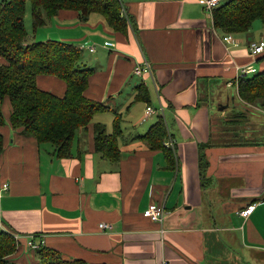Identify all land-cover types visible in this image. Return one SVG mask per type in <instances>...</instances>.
Instances as JSON below:
<instances>
[{"label": "crops", "instance_id": "0c3cea01", "mask_svg": "<svg viewBox=\"0 0 264 264\" xmlns=\"http://www.w3.org/2000/svg\"><path fill=\"white\" fill-rule=\"evenodd\" d=\"M121 1L137 33L129 28L128 35L118 34L99 14L81 22L76 12L63 10L52 22L54 40L96 46L83 57L95 70L85 94L111 108L105 116L96 115L86 133L78 131L83 138L74 142L72 156L58 158L51 144L39 145L10 124L2 128L0 224L20 243L10 262L37 264L36 250L28 246L34 238L65 259L89 264H257L255 255L264 258V109L246 108L236 82L245 68L264 70V52L250 50L264 41V24L256 20L251 31L231 34L232 42L224 43L226 33L214 26L202 0ZM47 38L52 37L43 34L40 40ZM106 41L115 47L108 50ZM145 60L152 74L135 81L134 69ZM149 76L172 120L165 146L175 145L174 169L162 152L151 151L139 138L151 126L142 123L158 115L152 94L151 105L130 107L132 97L120 105L123 93L134 89V97L135 87ZM216 78L229 89L225 104L221 110L198 106L199 80L208 84ZM38 83L64 95L65 84L57 78L42 76ZM5 103L9 122L7 98ZM148 106L157 113L146 118ZM216 110L221 117L227 113L232 123L223 118L212 128L210 115ZM114 111L122 116L123 129L117 162L103 158L94 146V125L103 123L111 132ZM214 139L218 145L211 144ZM201 153L209 163L205 187ZM250 203L256 208L243 218L240 211ZM151 204L164 207L162 223L143 215ZM102 223L111 229L102 230Z\"/></svg>", "mask_w": 264, "mask_h": 264}, {"label": "trees", "instance_id": "16d2710c", "mask_svg": "<svg viewBox=\"0 0 264 264\" xmlns=\"http://www.w3.org/2000/svg\"><path fill=\"white\" fill-rule=\"evenodd\" d=\"M27 1L0 2V157L4 150L2 107L7 98L11 106L9 124L12 129H22L39 145L51 144L58 158H68L72 156L78 131L83 129L82 132L86 133L94 117L111 111V108L86 96L95 70L87 65L80 67L79 63L83 61L80 46L54 39L28 43L24 23ZM29 1L34 30L44 27L60 11L67 10L76 12L82 22L92 14H99L118 34L128 35L129 28L137 33L135 21L126 13L121 0ZM212 17L214 26L226 34L249 32L254 21L259 19L264 24V0H223L213 9ZM42 76L61 80L65 84L64 95L40 87L38 79ZM237 93L241 101L264 109V70L241 76ZM134 101L152 104L150 89L145 82L135 87ZM114 114L111 132L103 123L94 125V146L103 158L117 162L123 129L122 116L116 111ZM236 117L245 118L243 115ZM139 138L151 151L164 154L169 169L175 168L176 148L173 143L165 146L171 134L163 113H158L157 121ZM205 145H200V151ZM208 165L205 154L201 153L199 170L204 187ZM19 246L14 234L0 229V264H13L9 257L19 251ZM36 253L37 264H89L82 259H65L59 251L44 244H39Z\"/></svg>", "mask_w": 264, "mask_h": 264}, {"label": "rangeland", "instance_id": "374dc122", "mask_svg": "<svg viewBox=\"0 0 264 264\" xmlns=\"http://www.w3.org/2000/svg\"><path fill=\"white\" fill-rule=\"evenodd\" d=\"M2 1H4V0H0V2H2ZM50 20L48 21V25L46 27L39 28L36 31H34V27H33V23H32V16H31V2L29 0L27 1V8H26V15H25V18H24V23H25L26 29L28 31V43L29 44L34 43V41L35 42H42V40H40V39L42 38L43 34H47V35H49V37H52V38H47V39H54L53 37H55V35H57V28L52 24V22L55 23L56 17H54V18H52ZM254 22H256V21H254ZM257 22L258 23H262V21L259 20V19L257 20ZM252 28H253V26H252ZM50 35H53V36H50ZM66 42L72 43L71 41H66ZM224 43H226V42L224 41ZM79 46H81V45H79ZM87 51H88V49L82 48V58L86 56L87 53H85V52H87ZM84 60L80 61V63H79L80 67L85 65L84 64ZM87 66H89V65H87ZM141 79L142 78L139 77V79H135V81H141ZM143 80L146 81L147 85L150 88V91H151V94H152V97H153V100H154V106L157 109L159 108L158 113H163L164 112V114L166 115L165 117H166V121H167L169 130L172 131V120H170V116H169L168 110L165 109V111H163L164 109L161 108V106H160V104L158 102V98H157L158 94H157V92L155 90L154 83H153L151 77L149 76L147 79L143 78ZM216 80H217L216 82L210 81V83H208V84L206 83V81H207L206 79L199 80V82H198V90L200 92L199 94H200L201 98H200V102L198 100V106L202 104L201 105L202 107L211 108L213 106V107H215V109H220L221 110V106H223L225 104L226 98H227V96H230V93H229V89H227L224 81L221 80V78H216ZM231 91L234 92L233 89H230V92ZM128 93H129L128 96L125 93H123V97H122L123 99H122L120 105L124 104L126 102V100H128L127 98H131V97L132 98H131L128 106L131 107V105H133V103L136 104V105H139V103L134 101V97H133L134 89H131ZM161 96H162V94H161ZM162 98H163V96H162ZM104 103L107 104V102H104ZM242 104H244L246 108H252V107L255 106V105L247 104L245 102H242ZM234 108H235V105L232 106V108H230V110H234ZM235 110H238V109H235ZM2 111H3V115H4L5 125H7V124H9V122H8V108H7L6 103L3 104ZM225 111L227 113H229V110L225 109ZM105 114H107V113H100L99 115H101V116L104 115L105 116ZM216 114H218V115H216ZM216 114L213 113V114L210 115V122L213 124L212 128H215V124H220V122H222L223 118H224V121L228 119L230 121H227V122L228 123H232L231 119L228 118L226 116V114L224 115V117H221L220 115H222L223 113H218L217 110H216ZM260 116H261V118H262V120L264 122V114H261ZM156 121H157V116L156 117H151L146 122L142 123L141 127L153 125ZM243 125L245 126L246 124H243ZM244 126L240 127V130L242 131L241 132L242 134L244 132H246V131H244ZM80 138H83L82 134H79V138L78 139H80ZM211 144L212 145H218L219 144L218 139L212 140ZM254 258H256L257 264H264V258H260L257 255H255Z\"/></svg>", "mask_w": 264, "mask_h": 264}, {"label": "built area", "instance_id": "2783aa9c", "mask_svg": "<svg viewBox=\"0 0 264 264\" xmlns=\"http://www.w3.org/2000/svg\"><path fill=\"white\" fill-rule=\"evenodd\" d=\"M203 1V7L204 9L209 12L212 13L213 9L217 6H219L223 0H202ZM223 40L226 43H230L232 42V35L231 34H226L223 38ZM104 47L107 48L108 50H111L115 47V44L110 42V41H106L104 42ZM82 48L88 49L90 52H94L96 50V46H84L81 45L80 49L82 50ZM250 50L254 55H258L264 52V41H261L259 43H253L250 45ZM257 70L254 67H248L242 70V76L244 75H251L256 73ZM152 74V65L149 61L145 60L143 64L138 65L135 67L134 69V75L138 76V77H143L145 75H150ZM240 78V77H239ZM238 78V79H239ZM238 82V81H237ZM236 82V83H237ZM157 113V110L154 109L151 106H148L146 109V113H145V117L148 118L154 114ZM167 146L172 145V141L166 144ZM9 185L8 184H3L2 189L3 190H8ZM256 208V203H250L248 204L245 208H243L240 211V216H242L243 218H248L252 212L255 210ZM143 215L147 218H149L150 220L154 221V222H160L162 223L165 217V209L162 206H158L156 204H151L148 206V208L144 211ZM1 224H0V229H1ZM100 228L102 230L105 229H111V226L109 224H105L102 223L100 224ZM15 238L18 240L19 237L17 235H15ZM39 244H43V241H41V243H37L34 241V238H31L28 242V246L30 247V249H37L39 248Z\"/></svg>", "mask_w": 264, "mask_h": 264}]
</instances>
